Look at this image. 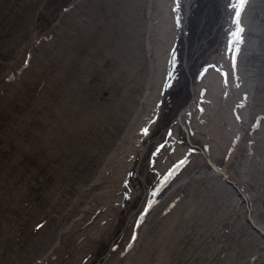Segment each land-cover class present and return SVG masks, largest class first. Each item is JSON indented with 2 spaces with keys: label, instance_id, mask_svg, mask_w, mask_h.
<instances>
[{
  "label": "bare ground",
  "instance_id": "1",
  "mask_svg": "<svg viewBox=\"0 0 264 264\" xmlns=\"http://www.w3.org/2000/svg\"><path fill=\"white\" fill-rule=\"evenodd\" d=\"M7 1L0 0L2 9L0 12L4 13L0 15V19L5 17L2 19L3 23L0 20L2 23L0 27V74L4 70H8L9 67H16L21 71L22 76L19 74L21 79L15 85L8 81L0 84L1 90L3 89V93L0 94V123L3 113L7 112L12 116L11 108L14 104L21 107L20 112L12 116V122L6 120V132L4 131L6 135H2L4 145H0L4 147L1 162L4 163V167L10 174V184L7 182L5 184L3 181L5 185L2 186L3 183L0 185V215H3L7 221L5 224L0 216V264H26L24 259L29 256L30 259H36L31 264H48L53 258L54 248L57 247L56 243L64 234L61 235L57 228L53 232L44 230L42 234L40 231L42 225H35L39 220L29 219L26 223L23 213L16 210L17 206L12 208L15 210H10L6 206H13L19 198L18 196L16 198L9 196V193L10 191L16 193L20 190L22 184L20 179L29 175L26 174L28 169H33V171L39 169L37 176L32 181L35 187L39 182L44 181L51 184L50 187L55 186V195L59 196L60 193L74 187L72 185L70 188L72 182H60L62 181L61 170L65 169V173L68 171L66 166L73 156H71V151L66 152V156L61 154L56 157L55 155L56 150L71 149L70 143L66 144L69 139L70 142L83 140L87 143L89 141L93 152L91 157L94 156V159L99 161L93 167L90 176L85 175L88 178L86 184L82 183L79 186L76 181V193L69 199L70 207L66 209L71 224L74 225L77 219L81 218V223H87L86 227L83 226L85 230L97 222L96 217H99L100 212H102V218L106 217L105 211L108 208L106 204L109 200L104 199V195L109 192L113 193V188H115L114 192L117 193L118 198L116 200L118 216L111 214V230L107 240H98V246L93 243V250L89 253L78 254L76 251L79 249L72 248L76 252L73 255H78L75 260L70 259L69 254L62 253L67 257L66 264H111L116 259L115 254L122 257L121 264H124L125 257H128L126 264H131L130 262L135 260V257H132L135 246H132L136 239L131 237L132 230L141 227V225H137L138 222L135 219L141 215H150L154 206H157L164 198V192L168 185L182 175L189 178L192 174L196 175L195 173H197V178H199V172L207 170L213 172L209 173L210 175H215L218 168L221 169V173L223 172L221 165L228 147L221 144L229 143L230 145L235 131L239 129L240 115H234L233 112L239 110L243 102V94L250 87L247 85L245 89V80L242 82L240 64H243V73H248L249 77L257 81H261V73L257 71L258 68L261 70V64L259 62L255 65L251 64L246 49H241L244 42L235 41L237 46L233 48L234 68L230 73L231 89L228 101L222 103L221 100L212 99L210 104L206 103L205 106L204 103L200 104L201 107H205L206 111L214 110L213 108L220 111L221 107V113L224 115L213 121L211 113L208 119L205 118V114L198 113L197 104L200 99L198 95L199 97L196 96L190 102L183 99L180 101L178 98H176L175 104V99H170L169 103L164 102V106L157 109L158 114L163 116L155 120L154 111L151 112V109L155 97L159 99L160 94L164 91V88L157 85L163 71V58L167 54L164 44L165 41L169 42V39L166 40L170 14L168 3L172 1L111 0L110 3H87L86 0H35L34 3H27L24 0L20 14H15L14 10L15 12H10L6 17L8 7L12 6ZM90 1L101 2L102 0ZM222 1V3H227L226 0ZM249 1L252 3L253 0L246 2ZM239 24L241 33H243L245 23L243 20H239ZM4 32H8L10 37L7 38L5 36L7 34L3 35ZM200 49L201 47L198 48V50ZM91 52L93 53L90 55ZM203 53L198 54V65L201 61L207 64L210 59L209 55ZM78 54L83 55V63L87 67L86 70H83L84 72H80V76L84 75L85 81L90 79V74L95 66L98 84L93 90L100 84H113L112 82L117 83L119 80L118 83L124 88L123 92H126L124 96H118L117 90L102 105L97 99L89 100L91 96H88L90 95L89 89L86 87L73 86L75 82L65 77V69L67 75L71 76L72 71L67 68L74 59L79 58ZM216 57L222 60L221 55H216ZM146 60L149 63V71L144 67ZM76 63L80 66L79 61ZM47 67H49L48 74L44 75L41 71ZM134 69L135 74L140 72L139 69L144 71L145 77L142 78L141 93L137 88L125 90L130 88L128 83L133 79L132 77L128 79V76L133 74ZM40 74L44 75V78L40 77ZM37 76L44 82L37 83ZM34 80L36 81L34 82ZM213 82L216 86H221L220 81L214 79ZM66 86L72 87L66 89ZM16 87L22 88L20 96L14 94ZM85 89L88 95L86 92L83 93ZM201 98L205 99V96ZM160 99L163 101L164 96ZM126 100L129 104L123 106V101ZM143 101H145L143 106L139 107ZM256 105L259 107L257 112L264 114V101L256 100ZM142 111L149 119L147 123L145 120L143 124H140L141 127L144 125L146 127L141 136L138 134L139 127L134 125ZM63 119L67 122L62 123ZM58 121L59 123H57ZM131 130L132 132L134 130V134L137 132V137L131 138V143L127 142L128 145L131 144L127 148L128 145L125 147L124 144L130 136ZM122 146H124V153L120 152ZM129 151L133 152L129 153ZM174 160L176 163L172 168H179V171L174 173V175H178L170 174L162 177L161 173L164 169L161 168V165L169 164ZM121 162L129 165L127 174L120 175L119 172L117 173V169H114L119 165H124L120 164ZM88 166L90 168L91 165L86 167ZM100 169L103 170L102 175L99 173ZM168 170L170 172L171 168L166 171ZM105 174H107L105 178L102 177ZM222 177H225L223 173ZM83 181L85 182V179ZM25 182H23L24 185ZM161 182L166 185H161ZM183 182L184 180L181 183ZM86 187L88 191L90 188L94 187V189L88 192L87 194L90 196L88 195V198L84 199L85 192H87ZM21 190L17 195L22 193ZM32 192V194L35 193ZM100 194L102 196L98 197ZM96 197H98V201ZM21 199V197L18 199L21 204L27 200V198ZM51 199L53 197L48 195L45 203L51 202ZM54 200L56 201V199ZM17 205L19 206V204ZM100 205L99 212L95 211ZM151 209L153 210L150 212ZM30 211L29 213H31ZM88 211L90 212L86 214ZM24 217L26 218V216ZM148 220L147 218L142 221V224L146 226ZM9 223L13 225L8 227ZM132 223L133 226L130 230L129 224ZM144 226L142 227L144 228ZM129 230L130 232L124 236V232ZM25 231L31 237L36 235L42 238L43 241L35 239V242L40 245L41 251H38L39 247L36 244L33 249L32 247H23L25 240L21 233ZM76 231L79 229L77 228L73 232ZM139 234L135 235L139 238ZM9 235H12L13 238H10ZM47 236L50 237V240L44 238ZM71 239L67 240L65 246H72L73 240ZM121 241L127 246L126 251L122 254L121 249L119 251L116 249ZM108 242L110 243L108 244ZM31 243L28 246H31ZM15 258L22 259L20 262H18L19 259L17 262H13L12 260ZM60 258L62 257L60 256Z\"/></svg>",
  "mask_w": 264,
  "mask_h": 264
},
{
  "label": "rangeland",
  "instance_id": "2",
  "mask_svg": "<svg viewBox=\"0 0 264 264\" xmlns=\"http://www.w3.org/2000/svg\"><path fill=\"white\" fill-rule=\"evenodd\" d=\"M23 1L24 0H8L7 3H9V5L11 4L12 6L10 5L11 8L8 7V11L9 12L7 11V13H6L5 16L8 17V14L10 12H15V11L17 12V13L15 12V14H20L21 9L24 6V4H23L24 2ZM25 1L27 3H34L35 0H29V1L25 0ZM86 1H87V3H110L111 0H106V1L105 0H102L101 2H98V1H90V0H86ZM242 6L244 8V12H243V15H242V17H241L240 20H243V22L245 23V30L247 31L246 37H247V34L250 35V33H255L256 35H255L254 39H252L251 37L249 39L244 38V40H245V41L243 40V42H244L243 44L244 45L242 46L241 49H243V50L246 49L247 53L249 54L247 57L250 56V60L249 61H250L251 64H254L255 65L258 62H259V64H261V70H260V68L257 69V71L261 73L260 74L261 81H257L254 78L249 77L248 73H243L244 67H243V64L242 63L240 64V68L242 70V74H241L242 82H243V80H245L244 81L245 89H246V86L247 85L248 86L250 85V87H248L246 93L243 94V102L240 105L239 110H237L236 113H234V115H237V114H238V116L240 115V117H239L240 119L238 121H240L239 124H242V126L238 124V128L239 129L235 131V134L233 136L234 138H236L237 134L240 132L239 135H238V138H237V140L235 142V144H233L234 138L230 142V145H229V143H223V144H221L222 146L227 145V147H228V148H226V153H225L224 158L222 160L223 161V164L221 165L222 166L221 168H222V171H223L222 173H223L224 176L227 175L226 169L228 168V166L230 165V163L231 162H234V159L233 158L236 156V153H238L239 145H240L241 141L243 140L246 131L248 130V126L250 124V121H249L250 118H255V114H259L257 112L258 109H259V107L256 105V100L257 101H261V100L264 101L263 100L264 99V0H253L252 3L249 1V2H246L245 4H243ZM1 10L2 9L0 8V11ZM1 14L3 15L4 13L3 12H0V15ZM252 15H254V16H252ZM3 18H5V17H3ZM2 19H0V20L3 23V20ZM1 22H0V27L2 26V23ZM9 31H10V29H9ZM2 34L3 35L7 34V35H5L7 38L10 37V35H9L8 32H4ZM3 38H5V37L3 36ZM77 43L82 44L81 42H77ZM92 53L93 52H91L90 55ZM71 54H72V52H71ZM97 55H99V54H97ZM78 56H79V58L76 59V60L74 59L73 62H71L70 65H69V67L67 68V70L69 69V70L72 71V75L71 76H68L67 75V71L65 69V77H67L68 80H70L72 82L73 81L75 82L73 86H76V87L81 86V87H86V89H89V92L88 93L90 95L87 94V90L86 89L83 92L84 94L86 92V95L91 96L89 98V100H92V99H95L96 100L97 99L98 101H100L102 103V105H104V102L108 100L109 96L112 95V94H114V92L117 91V90H118V96L119 95L120 96L121 95L124 96V94L126 92L125 93L123 92L124 91L123 90L124 88L121 86V84L118 83L119 80L117 81V83L116 82L115 83L112 82L113 84H110V83H108L107 85L100 84V86H98L95 90H93V88L98 84L97 83L98 82L97 81V78L98 77H97V71L95 70V66L92 69V72L90 74V76H91L90 79H87V81H85L86 79H83L84 75L83 74H82V76H80V75H81L82 72H84L83 70H86L87 69V67L83 63V58H84L83 55L81 56V55L78 54ZM78 56H76V57H78ZM243 56H244V54H243ZM145 58H146V55H145ZM244 58H245V56H244ZM254 60H256V61H254ZM76 61H79L80 62V66L77 65ZM49 67H50V65H49ZM49 67H47L46 69H44L43 71H41V73H43L44 75L48 74ZM144 67L147 69V71H149V69H148L149 68V63H148L147 60L145 62ZM139 70H140V72L137 73V74H135V69H134L133 70V74L131 73V75L128 76V79H130L132 77L133 80L130 81V82L128 80V82L130 83V84L128 83V85L130 86V88H126L125 90L128 91V89H132V88H135L136 89L137 88V89H140V93L142 92L143 79H144L143 77H145V75H144V71L142 69H139ZM2 73L0 74V84L7 82V81L4 82L3 81V78H8V80H9L8 82L9 83H12L13 85H15L16 83H18L20 81L21 76H22L21 75V71H19L18 69H16V67H14V68L9 67L8 70H4ZM44 75L41 76V74H40V77L44 78ZM36 80H37V83L38 82H42V83L44 82L43 79H41V80L38 79V76H37V79ZM36 80H34V82ZM86 82H87V85H86ZM84 84H85V86H84ZM71 87L72 86H70V87L69 86H66L65 88L66 89H70ZM253 89H254V91H253ZM21 90H22V88H18V87L14 88V94L17 95V96H20ZM2 93H3V89L1 90V86H0V94H2ZM133 93H135V92H133ZM144 102L145 101L141 102V104L139 105V107H142ZM126 104H129L127 102V100L126 101H123V106L126 105ZM17 106H18L17 104H14L12 106V108H11V111H13L12 112V116H15L16 113L20 112L21 107L20 106L17 107ZM263 113H264V110H263ZM12 116L9 113L7 114V112L3 113V119L1 121V123H4V122L7 123V121H11L12 122L13 121ZM54 120H56V119H54ZM59 121L57 123H59ZM63 121H62V123H66L67 122V120H64V119H63ZM134 130H135V128H134ZM134 130H133V132H131L130 136L126 140V143L124 144L125 147H126V145H128V143H127L128 141H129V143H131V141H132L131 138L137 137L136 136V133L137 132L134 134ZM4 131L6 132V126L4 128ZM4 131H2V130L0 131V138H1L0 139V145H4V140H3L4 138L2 136L3 134L6 135V133H4ZM79 142L81 144L77 145L76 143H79ZM1 143H3V144H1ZM66 144H69V146H70L71 149L70 150L69 149H63V150H60V151H57L56 150L55 155H56V157H59L61 154L62 155L64 154V156H66V152L71 151V156L72 155L73 156L69 160L70 162L66 166V168L68 170L67 171L68 174L64 172L65 169L61 170L60 173H62V175L60 177H61V180L62 181H60V182H62V183H70V182H72L70 184V188L72 187V185H74V187L72 188L74 190H72V189H70L69 191L68 190H65L63 193H60V195L58 196V194L55 195V193H54L55 186L50 187L51 184L45 183L44 181L39 182L38 185L35 187V185L33 184L32 181L34 180V177L37 176V171L39 169H34V171H33V169H28V170H26V172H27L26 174L27 175L29 174L28 175L29 177L26 176V177H24V179L23 178L20 179V181L22 182L20 190L23 188L21 190L22 193H20V195H17V194H19V191L20 190H18V192H16V193L15 192H12V191H10V193H9V196H13L15 198L18 196L19 197L18 199H20V197L22 198L21 200H24V198H27V200L26 201H23V204H21L20 201H18V199H17V201H16L17 203L15 202V204H13V206H6L10 210H15V209H12V208H15L17 206L16 207V210H20V213H23V219L25 221H27L26 223H28L29 219L30 220H39V222L36 223L35 225H38V226H41L42 225V227L40 229V231H42V234H43V231L44 230H48L50 232H53V230H55L56 228L58 229L57 231H60L61 232V235L64 234V236L62 238H59L58 242L56 243V245H57L58 248L57 247L54 248L55 249L54 250L55 253L53 252V258L51 259L52 261L50 260L49 261L50 263H48V264H66L67 257L64 256V255H62V253L67 254V255L69 254L68 256H70V259L72 258V259L75 260L78 257V255H73V254H76V252L78 254H81V253H89V251H92L93 250V247H94V246L92 247L93 243L94 244H97V246H98L99 241H101V240H103V241L104 240H107L108 234L110 233V230H111V226H110V223L112 222L111 221V214L113 216H118V211H117V207H116V205H117L116 204V200L118 198H117V193L114 192L115 188H113L114 189L113 190V193L112 192H109V193H106L104 195V199L107 198V200H109L107 202V204H106V206H108L107 210L105 211L106 217L102 218L101 217L102 216V212H100L101 215L99 214V217L98 218L96 217L97 222H95L92 225V227H90V228L88 226L85 230H84V227L87 226V225H85L87 223H84V222L81 223L80 222V219L81 218H78L77 219L78 222L76 221V223L74 225L71 224L70 218H69V215H68L69 213L66 212V209H68L70 207V202L71 201L69 202V199L71 197H73V194L74 193H76V191H75V189H76V187H75L76 181L79 184V186L82 183L86 184L88 182L87 181L88 178H86L85 175H89L90 176V174L92 173L93 167H95L96 164L99 161L95 160L94 159V156L91 157V153H93V152L91 150V147H90L91 143L89 141H87V143H86V141H83V140H80V141H75L74 140V142H72V141L70 142V139H69L66 142ZM124 146H122L120 152H123L124 151ZM130 146H131V144H129L127 146V148H129ZM0 147H1L0 148V154L2 155V151H3L4 147L3 146H0ZM261 147H264V143L263 142H262ZM131 152H133V151H129V153H131ZM229 152H230V156H229V158H226V155H228ZM243 152H244L243 149H241L240 150V155H242ZM263 155H264V152H263ZM245 159H246L245 162H247L248 161L247 160V155H246ZM2 160H3V158L0 157V185H1V183H3V181L5 182V184H6V182H7V184H10V174L7 172V169L4 167V163L1 162ZM122 163L123 162H121L120 164H122ZM175 163L176 162L174 160V161H172L169 164L168 163H165V164H162L161 165V168L164 169V170H162V173H161L162 177L169 176L170 174H172V176H177L178 175V174L177 175H174V173H177V171H179V168L178 167L176 169L172 168ZM87 165H91L90 166L91 169L89 168V166L86 167ZM100 165H102V164L100 163ZM128 166L129 165H125V164L124 165H119V166H117L114 169H117V173L119 172L120 175L121 174H124V173L127 174ZM86 168H89V169L87 170ZM170 168H171L170 172H169V170L166 171L167 169H170ZM174 170H176V171H174ZM220 171H221V169H220ZM106 175L107 174L103 175L102 177L105 178ZM204 175H209V174H207V173H202L201 174V176H204ZM219 175L220 174H217V173H215V175L211 174L212 177L213 176H216L217 177ZM62 176H63V179H62ZM92 176H93V174H92ZM114 178H115V176H114ZM25 179H27V180H25ZM84 179H85V182L83 181ZM20 181H18V182H20ZM24 181H26L25 182V185L23 184ZM161 183H162L161 185H164V186L166 185V184H164V182H161ZM5 184L3 183L2 186H4ZM22 185H24V186H22ZM113 187H114V184H113ZM37 190H38V192H37ZM87 190H88V188H87ZM32 191H34L35 193L32 194L33 193ZM87 192H85L84 199H87L88 198V195L89 194H87ZM25 193H26V195L29 194V196L26 197ZM42 195H43V197H42ZM48 195L51 196V197H53V199H51V202L45 203V200H46V198H47ZM100 196H102V194H100L98 197H100ZM98 197H96L97 198V201L99 200ZM54 199H56V201ZM66 200H68V201H66ZM162 201H163V199H162ZM17 204H19V206ZM103 207H105V206H103ZM154 207H156V206H154ZM100 208H101V205L98 206L97 212H99ZM31 209H32V211H30ZM153 209L150 210V212L152 210L153 211L150 213L149 216L148 215H141L139 218H136L135 219V221L138 222L137 225H141V227H139L140 229L139 228H133V230H132L133 231L132 232L133 235L132 234H131L132 236L130 235L132 238H134V239L136 238L135 241H134V243H133V246H132V247L135 246L134 247L135 250L133 252V255L134 256L137 255V248H139L140 246H144L145 245L146 240L148 239V238L146 239L147 234H150L151 231H154L156 229L157 225H158V222L157 223L156 222H152L154 224L150 223V219L152 217V214L155 212L156 208H153ZM28 210L31 213H29ZM90 211H92V210H90ZM90 211H88L86 214H88ZM113 211H115V212H113ZM29 214H31V215H29ZM0 216L4 220L5 224H7V221L4 218V216L3 215H0ZM24 216H26V218ZM147 218L149 219L148 220V223H147L146 226H144L142 224V221L146 220ZM12 225L9 223L7 226L8 227H11ZM132 226H133V223L132 224H129V229ZM142 226H144V228ZM77 228L79 229V231L73 232L74 230H77ZM11 229H13V228H11ZM130 230L124 232V236H126L127 233L130 232ZM138 233H140L139 234L140 235L139 238L141 237L140 239L138 238L137 235H135V234H138ZM21 234H22V237L25 240V242L23 244L24 245L23 247H27V248L28 247H32V249H33V246H35V244H36V246L39 247L38 248L39 249L38 251H41L40 250V245L35 242V239L41 241L42 238H39L36 235H34L33 237H31V236L27 235L28 234L27 231L22 232ZM84 234H86V235H84ZM9 236H10V238H13L12 235H9ZM131 237H130V239H131ZM44 238L50 240V237H48V236L47 237H44ZM84 238H86V239H84ZM70 239L73 240V242H74V243L71 242V245L72 246H70V247L64 246V244L65 245L67 244V240H70ZM75 240L77 241V243H76ZM144 240H145V242H144ZM29 243H31L32 245L31 246H28ZM109 243L110 242H108V244ZM119 246H121V247H119ZM119 246L117 245L116 246V249L118 251L121 249V254L126 251L127 246L125 245V243H123L121 241V243L119 244ZM75 247H77L79 249V251L74 252V249L72 250V248H75ZM56 249L57 250L58 249H61V251L58 253ZM56 252H57V254H56ZM40 254H41V252H40ZM118 255L119 254H115V257H116L115 261H117V262L113 261L114 263L111 262V264H117V263L121 264L122 257L121 256L118 257ZM55 256H56V258H55ZM60 256L62 258H60ZM18 259H19L18 262H20V260L22 258H15L12 261L13 262H17ZM24 260H25V263L26 264H29V263L31 264V262L34 263L36 259L35 260L34 259H30V256H29V258H27V259L25 258ZM56 261H57V263H56ZM21 264H23V263H21ZM68 264H70V263H68ZM105 264H107V263H105ZM131 264H133V263H131Z\"/></svg>",
  "mask_w": 264,
  "mask_h": 264
},
{
  "label": "flooded vegetation",
  "instance_id": "3",
  "mask_svg": "<svg viewBox=\"0 0 264 264\" xmlns=\"http://www.w3.org/2000/svg\"><path fill=\"white\" fill-rule=\"evenodd\" d=\"M250 119L227 176L192 177L167 193L130 263L264 264V114Z\"/></svg>",
  "mask_w": 264,
  "mask_h": 264
},
{
  "label": "water",
  "instance_id": "4",
  "mask_svg": "<svg viewBox=\"0 0 264 264\" xmlns=\"http://www.w3.org/2000/svg\"><path fill=\"white\" fill-rule=\"evenodd\" d=\"M169 1H172L168 3L170 14L168 17L169 26L166 40L169 39V42L165 41L164 44V50L167 51V54L163 58V71L160 75V82L157 85L164 88V91L160 94V98L164 96L165 101H162L160 98L159 101L155 97L151 112L152 110L154 111L153 116L157 120V118L163 116L158 114L157 109L164 106V102L169 103L170 99H175V104L177 102L176 98L180 99V101L183 99L186 102H190L199 95L200 99L197 104L198 113L205 114L206 119H208L211 113L213 121L217 120L221 115H224V113H221V107L220 111H217L215 108H213L214 110L206 111L204 106L206 103L210 104L212 99L221 100L222 103L228 101V94L231 89L230 73L234 68L232 61L233 48L237 46L235 45V41H243L244 38L249 39L250 37L254 39L256 35L255 33H250L246 37V30H243L244 32L241 33L239 20L244 12L242 5L247 0H226L227 3H222V0ZM200 47L201 49L198 50ZM201 52L209 55L210 59L207 64L201 61L198 65V54ZM216 55H221L222 60L217 58ZM214 79L220 81V87L215 85ZM203 96H205V99L201 98ZM201 103H204L203 107L200 106ZM233 113H236V111ZM166 114L164 115L166 116ZM148 119V117L146 118V113L142 111L140 117L135 122L134 126L139 127L138 134L141 136L146 127L145 125L141 127L140 124H143L145 120L147 123ZM239 133L234 138L233 144H235ZM229 156L230 152L226 158H229ZM210 171H201V173L199 172V176L202 173H213ZM99 173L102 175L103 170L101 169ZM215 173L222 174L220 168ZM195 174H192L191 177H196L197 173ZM186 178V176L182 175L174 179L166 188L165 195L183 180L189 179ZM93 189L94 187L87 191L90 192ZM60 251L61 249L57 250L58 253Z\"/></svg>",
  "mask_w": 264,
  "mask_h": 264
}]
</instances>
